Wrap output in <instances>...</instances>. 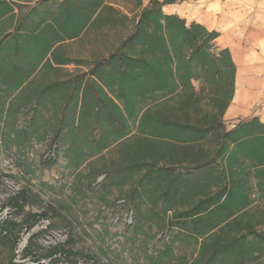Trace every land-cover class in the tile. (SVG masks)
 <instances>
[{
  "label": "rangeland",
  "instance_id": "374dc122",
  "mask_svg": "<svg viewBox=\"0 0 264 264\" xmlns=\"http://www.w3.org/2000/svg\"><path fill=\"white\" fill-rule=\"evenodd\" d=\"M150 1L106 0L110 9L96 25L80 38L55 41L47 61L30 72V56L14 47L22 45L25 36H36L41 24L32 25L31 18H37L36 6L42 4L37 0H0V17L4 15L2 4L8 12L0 19V39H4L0 67L8 66L3 74L6 86L0 88V264H37V255L43 256L66 241L80 253L77 259L57 256L56 262H50L42 257L39 264H193L203 242L242 234L254 240L257 257L251 264H264V198L253 185L249 190L251 207L228 221L230 225L221 224L224 214L210 211L208 218L207 213L195 219L202 221L198 227L193 221L190 229L179 228L188 210L220 187L197 190V184L204 181L212 184L198 178L210 169H193L221 162L212 158L215 135L187 147L167 140L149 141L140 135L137 118L121 125L115 122L117 110L112 101L117 100L91 75L94 68H102L105 76L113 72L109 56L132 33L136 16ZM96 3L82 0L80 5L89 10ZM190 3L173 0L162 12L176 15L177 8H182L188 15ZM47 16L43 14L44 26ZM54 17L51 15L49 21ZM105 20L112 21L111 25L104 27L101 21ZM184 20L187 26L194 23ZM49 33L44 32V39L52 40ZM22 57L26 65H16ZM61 59L69 65L53 68L51 64ZM15 65L17 78L28 76L16 89L9 68ZM192 85L194 96L168 99L160 103V110L178 120L184 100L195 123L209 122L217 114L215 105L221 97L214 96L210 76H197ZM45 87L53 93L42 96ZM236 123L226 121L223 115L218 133ZM123 126H127V136L115 137ZM98 127L100 132L96 133ZM60 132L70 135L62 138L65 151L57 156L53 143ZM102 137L107 149L96 154L90 148ZM70 159L78 166L69 167ZM146 171L150 181L144 189L138 188L135 178ZM173 183L178 193L169 200V194L164 195L165 190L158 186L167 188ZM17 196L21 207H15L11 200ZM42 212L58 214L54 228L49 229L50 219H41L28 231L29 215ZM245 227L258 237L247 234ZM207 231L211 232L202 236ZM31 236V255L23 258Z\"/></svg>",
  "mask_w": 264,
  "mask_h": 264
},
{
  "label": "trees",
  "instance_id": "16d2710c",
  "mask_svg": "<svg viewBox=\"0 0 264 264\" xmlns=\"http://www.w3.org/2000/svg\"><path fill=\"white\" fill-rule=\"evenodd\" d=\"M81 1L62 0L59 7L61 9L53 14L55 17L52 22L43 25L36 36H25L22 45H15L17 52L21 51L26 57L30 56L32 63L30 72L47 61L55 41L60 39L59 43L62 39L80 38L100 21L105 10L110 9L106 0H96L97 3L89 10L80 5ZM172 1L151 0L150 5L136 16L132 33L109 56L108 62L114 64L113 72L105 76L102 74L104 73L102 68L99 71L98 68H94V73L91 75L97 78L107 92L113 94L117 100V102L112 101L117 110L115 122L121 125L129 118H137L140 135L149 141L167 140L187 147L207 139L211 134L215 135L216 146L212 158L220 159L221 162L206 163L202 166H194L193 169L197 171L210 169L199 173L198 178L212 181V184L204 181L202 184H197V190L201 189L203 192L204 189L210 188V185L220 187L213 196L199 200L195 208L188 210V216L179 228L190 229V223L193 221L198 227L202 221L195 219L207 213L206 218H208L210 211L224 214L221 224L227 226L230 225L227 224L228 221L235 220L239 213L251 207L252 201L249 196L251 185L264 198V124L252 118L239 121L228 131L218 133L220 118L233 96L234 65L228 50L216 47L214 42L218 33L209 32L197 23L187 26L183 18L162 12V7L171 4ZM101 22L105 27L111 25L112 21ZM44 32L46 34L50 32L52 40L44 39ZM54 35L60 36L54 38ZM3 42L4 39H0V45ZM26 63L27 60L22 57L16 65L24 66ZM16 65L9 67L13 70L12 76L15 77V89L28 77L17 78ZM7 67L4 64L0 67V88L6 86L3 74L8 72ZM197 76H210L215 88L214 96L221 97L215 105L217 114L212 115L209 122L195 123L188 113L189 103L184 100H182V116L178 120L166 115L164 109L160 110L162 106L160 103L168 99L194 96L192 80ZM8 90H11V87H8ZM52 93V90L46 88L41 94L49 96ZM79 94L82 95L83 90ZM108 124L111 126L110 121ZM126 128L127 126H123V131L116 135L113 128H110L109 132L113 137L115 135L124 139L127 136L124 132ZM97 132H100V127L97 128ZM68 135H70L68 132L56 134L58 141L55 140L53 146L57 156L65 151L61 140ZM105 140V137L100 138L97 145L90 150L96 154L101 153L107 149ZM71 148H74V145H71ZM134 163L135 166L139 165L138 161ZM141 164L146 166L144 163ZM68 166L78 165L75 159H70ZM190 168L185 167L186 170ZM147 173V171L141 173L135 178L138 188L144 189L150 181ZM97 176L98 174L93 176V179ZM158 187L159 190H165L164 195L169 194V200L178 193L174 183L167 188L165 185ZM184 194L186 192L182 193ZM11 200L14 201L15 207H21L18 196ZM57 216L58 214L54 213L48 215L47 212L32 213L29 215L31 220L26 229L31 230L41 219H50L49 229H52ZM245 229L247 234L258 237L250 228L245 227ZM210 232L201 234L204 236ZM32 243L33 236L27 240L23 258L31 255ZM57 256L74 260L80 256V253L66 241L50 248L43 256L37 255L34 261L39 264L44 257L50 259V262H56ZM256 257L254 240L249 241L247 236L242 234L240 237L218 238L210 244L203 242L199 256L193 264H251Z\"/></svg>",
  "mask_w": 264,
  "mask_h": 264
},
{
  "label": "crops",
  "instance_id": "0c3cea01",
  "mask_svg": "<svg viewBox=\"0 0 264 264\" xmlns=\"http://www.w3.org/2000/svg\"><path fill=\"white\" fill-rule=\"evenodd\" d=\"M37 1L42 6L37 4V18L32 17L31 21L32 25L41 24L38 25L40 30L43 14H48L46 24H49L50 16L61 9L62 0ZM190 2L188 15L181 12L182 8H177L176 15L218 33L214 43L217 48L228 50L234 65L233 96L224 113L226 121L236 123L256 118L264 124V0ZM2 5L4 15L0 19H5L8 12L6 4ZM172 14L169 12L168 15ZM51 65L55 68L69 64L61 59ZM45 91L46 87L43 93Z\"/></svg>",
  "mask_w": 264,
  "mask_h": 264
}]
</instances>
